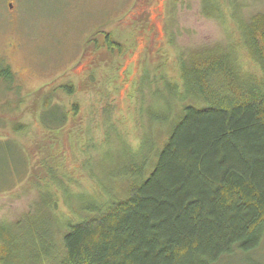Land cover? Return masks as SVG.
<instances>
[{
  "label": "trees",
  "instance_id": "1",
  "mask_svg": "<svg viewBox=\"0 0 264 264\" xmlns=\"http://www.w3.org/2000/svg\"><path fill=\"white\" fill-rule=\"evenodd\" d=\"M250 3L262 6L250 10ZM202 15L231 26L233 38L180 52L178 78L142 75L136 91L147 82L154 103L163 106L146 109L148 127L137 149L124 143L119 158L105 156L106 164L119 163V199L109 191L107 176L99 181L97 173L104 184L100 196L91 202L76 198L65 187L70 176L63 173L61 155L42 151L43 144L60 151L67 136L75 141L67 122L78 115L79 104L66 109L57 94L72 97L76 86L26 96L11 68L0 65V83L19 98L13 99L15 107L3 104L0 111L8 107L20 113L35 98L34 114L46 132L37 144L38 164H32L30 151L29 162H22L23 171L30 169L24 187L36 199L16 222L1 224L0 264H220L259 249L264 240V0H202ZM95 34L100 39L91 37L86 48L94 44L110 56L124 55L127 46L113 32ZM105 89L99 94L102 103L114 108ZM102 112L105 122L98 127L104 144L121 133L109 124V110ZM21 118L4 119L0 136L19 141L28 129ZM154 129L163 133L158 141ZM87 144L91 153L95 142L90 138ZM9 157L12 170L18 169ZM60 195L68 207L64 217L57 215Z\"/></svg>",
  "mask_w": 264,
  "mask_h": 264
},
{
  "label": "rangeland",
  "instance_id": "2",
  "mask_svg": "<svg viewBox=\"0 0 264 264\" xmlns=\"http://www.w3.org/2000/svg\"><path fill=\"white\" fill-rule=\"evenodd\" d=\"M258 5L250 3V10L262 6ZM101 29L113 32L126 44L122 57L97 51L94 44L86 48L91 37L96 39L94 42L100 39L95 32ZM230 33L231 26L202 15V0H0V65L11 68L25 95L36 91L43 94L56 86H76L74 96L58 92L57 98L66 109L73 103L79 104L78 115L67 122L77 142L64 136L66 155H62L64 148L54 152L51 145L49 148L43 144L42 151L61 155L63 173L70 176L66 180L72 183L69 186L66 182L65 187L76 198L89 202L100 196V187L104 186L98 182L97 174L99 181L101 175L107 176L109 191L113 195L115 192L119 199L121 192L116 180L119 163L106 164L109 161L105 156L112 153L113 159L119 158L127 143L131 149H137L140 135H145L148 127L146 109L156 106L157 111L162 110L163 104L154 103L147 82L141 93L136 91L142 75L148 71L151 78L163 75L178 78L180 52L203 44L227 43L233 38ZM107 86L114 108L102 103L99 95L102 88L106 93ZM13 99H19L16 91H7L0 83V107L8 103L15 107ZM35 100L29 98L20 113L11 112L8 107L3 113L0 111V124H4V119L9 122L22 117L28 126L24 129L27 134L20 136L19 141L0 136V232L2 223L16 222L31 210L36 199L35 192L24 187L30 169L21 168L24 159L29 162L27 151L34 156L32 164L41 160L37 144L41 145L46 132L39 115L34 114ZM94 104L100 111L98 119L92 111ZM105 109L110 112L109 124L119 128L121 137L112 135L103 144L98 124L104 125L101 115ZM152 133L156 141L163 135L157 129ZM90 138L96 145L91 153V146L87 148ZM89 153L93 159L90 166ZM10 155L18 169L12 170ZM56 184L59 183H51ZM67 209L60 195L57 215L67 216ZM220 264H264V240L258 250L247 255L235 254Z\"/></svg>",
  "mask_w": 264,
  "mask_h": 264
}]
</instances>
